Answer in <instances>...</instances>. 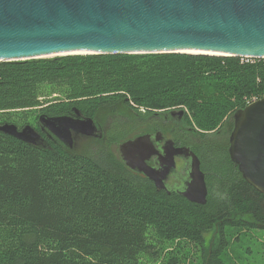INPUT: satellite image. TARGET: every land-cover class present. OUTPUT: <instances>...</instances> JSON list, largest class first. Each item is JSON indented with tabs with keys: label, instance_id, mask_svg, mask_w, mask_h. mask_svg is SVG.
Masks as SVG:
<instances>
[{
	"label": "trees",
	"instance_id": "16d2710c",
	"mask_svg": "<svg viewBox=\"0 0 264 264\" xmlns=\"http://www.w3.org/2000/svg\"><path fill=\"white\" fill-rule=\"evenodd\" d=\"M261 97L264 58L124 53L0 62V124L40 131L41 114L78 110L104 131L77 135L73 148L41 131V144L0 131V264H228L234 231L264 230V195L229 154L233 113ZM173 109L186 110L192 131L175 140L201 159L204 204L158 190L118 151L121 141L166 128Z\"/></svg>",
	"mask_w": 264,
	"mask_h": 264
},
{
	"label": "water",
	"instance_id": "95a60500",
	"mask_svg": "<svg viewBox=\"0 0 264 264\" xmlns=\"http://www.w3.org/2000/svg\"><path fill=\"white\" fill-rule=\"evenodd\" d=\"M191 51H196L191 52ZM191 53L264 58V0H0V62L74 54ZM185 109L166 115L183 117ZM75 116H39V125L73 148L77 135L103 136L96 121ZM229 154L244 179L264 195V97L233 113ZM0 131L30 144L44 137L34 126L0 124ZM165 139L159 149L157 143ZM122 160L172 191L167 179L176 157L190 159L181 195L207 202L201 159L191 146H176L162 131L119 142ZM157 158L159 167L149 160Z\"/></svg>",
	"mask_w": 264,
	"mask_h": 264
},
{
	"label": "rangeland",
	"instance_id": "374dc122",
	"mask_svg": "<svg viewBox=\"0 0 264 264\" xmlns=\"http://www.w3.org/2000/svg\"><path fill=\"white\" fill-rule=\"evenodd\" d=\"M55 57V56H54ZM48 58V57H44ZM36 111V110H33ZM33 120V118H32ZM234 233V239L229 245L227 251V263L228 264H264V230H249L243 233ZM212 232L206 233L205 247L210 245V238ZM186 249H189L193 255L199 249L193 245H187ZM201 249V248H200Z\"/></svg>",
	"mask_w": 264,
	"mask_h": 264
},
{
	"label": "flooded vegetation",
	"instance_id": "af4514ba",
	"mask_svg": "<svg viewBox=\"0 0 264 264\" xmlns=\"http://www.w3.org/2000/svg\"><path fill=\"white\" fill-rule=\"evenodd\" d=\"M164 123H168L166 128H157L152 132H156V131H162L164 136L166 138H173L175 140L176 137V133L179 132H188V131H192L190 126H188L187 124H185V115L183 117H180L179 115H166L164 116L163 120ZM40 127V125H39ZM40 131L48 136L49 138H52L51 136H49V132L47 130H42V128L40 127ZM80 135V134H79ZM83 136V135H81ZM56 138V137H55ZM58 139V138H57ZM59 140V139H58ZM165 139H163L161 142L157 143V147L159 149H161V147L164 145ZM175 145L176 146H184V145H188V144H178L176 143L175 140ZM189 146V145H188ZM149 164L151 166H156L159 167V164L157 162V158L156 157H152L149 160ZM189 170H190V159H186L184 157H176V168L175 170H173L168 179H167V187L168 189L172 190H176V191H181L184 190L185 188V184L188 181L189 178Z\"/></svg>",
	"mask_w": 264,
	"mask_h": 264
},
{
	"label": "bare ground",
	"instance_id": "6f19581e",
	"mask_svg": "<svg viewBox=\"0 0 264 264\" xmlns=\"http://www.w3.org/2000/svg\"><path fill=\"white\" fill-rule=\"evenodd\" d=\"M191 52H195L196 53V51H191Z\"/></svg>",
	"mask_w": 264,
	"mask_h": 264
},
{
	"label": "built area",
	"instance_id": "2783aa9c",
	"mask_svg": "<svg viewBox=\"0 0 264 264\" xmlns=\"http://www.w3.org/2000/svg\"><path fill=\"white\" fill-rule=\"evenodd\" d=\"M251 101H249V103H250Z\"/></svg>",
	"mask_w": 264,
	"mask_h": 264
}]
</instances>
